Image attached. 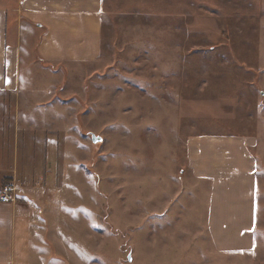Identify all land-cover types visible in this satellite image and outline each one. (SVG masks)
<instances>
[{
	"label": "rangeland",
	"instance_id": "1",
	"mask_svg": "<svg viewBox=\"0 0 264 264\" xmlns=\"http://www.w3.org/2000/svg\"><path fill=\"white\" fill-rule=\"evenodd\" d=\"M100 35L91 60L27 50L35 87L23 95L46 107L20 109L39 117L19 127L44 133L47 151L31 157L36 175L1 186L34 187L39 263L264 264L259 247H213L209 182L185 160L190 137L249 139L264 243V0H101ZM10 102L0 90L1 133L15 129Z\"/></svg>",
	"mask_w": 264,
	"mask_h": 264
},
{
	"label": "crops",
	"instance_id": "2",
	"mask_svg": "<svg viewBox=\"0 0 264 264\" xmlns=\"http://www.w3.org/2000/svg\"><path fill=\"white\" fill-rule=\"evenodd\" d=\"M13 1L10 5L9 0H0V90L14 97V104L9 105L17 110L14 131L0 132V185L22 173L36 175L37 161L31 157L39 160L47 151L44 133L19 127L33 126L39 117L37 113L27 116L20 109L46 107L40 106L43 102L25 100L23 95L33 93L35 87L29 82L35 71L27 50L47 62L86 61L98 55L101 36V0ZM26 21L32 25L26 27ZM23 28H27L25 32ZM34 28L38 36L34 45L27 46V35L32 38ZM248 141L244 136L223 134L194 136L187 141L188 169L193 177L209 182L206 228L213 247L220 252L259 247L264 254V243L255 241L256 176ZM31 188H21L9 201H0V264H40L38 202L24 193Z\"/></svg>",
	"mask_w": 264,
	"mask_h": 264
},
{
	"label": "built area",
	"instance_id": "3",
	"mask_svg": "<svg viewBox=\"0 0 264 264\" xmlns=\"http://www.w3.org/2000/svg\"><path fill=\"white\" fill-rule=\"evenodd\" d=\"M10 196V186L7 184L0 185V199L6 201Z\"/></svg>",
	"mask_w": 264,
	"mask_h": 264
}]
</instances>
